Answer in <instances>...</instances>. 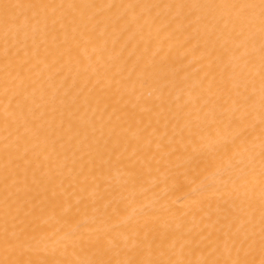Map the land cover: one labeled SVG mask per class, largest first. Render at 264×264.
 <instances>
[{"label": "bare ground", "instance_id": "obj_1", "mask_svg": "<svg viewBox=\"0 0 264 264\" xmlns=\"http://www.w3.org/2000/svg\"><path fill=\"white\" fill-rule=\"evenodd\" d=\"M0 264H264L262 0H0Z\"/></svg>", "mask_w": 264, "mask_h": 264}, {"label": "snow or ice", "instance_id": "obj_2", "mask_svg": "<svg viewBox=\"0 0 264 264\" xmlns=\"http://www.w3.org/2000/svg\"><path fill=\"white\" fill-rule=\"evenodd\" d=\"M262 4H264V0H262Z\"/></svg>", "mask_w": 264, "mask_h": 264}]
</instances>
